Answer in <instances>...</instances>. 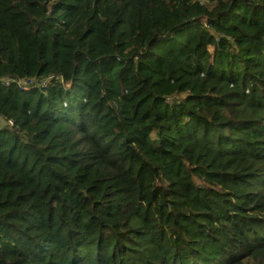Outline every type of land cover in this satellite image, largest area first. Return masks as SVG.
<instances>
[{
    "label": "trees",
    "instance_id": "1",
    "mask_svg": "<svg viewBox=\"0 0 264 264\" xmlns=\"http://www.w3.org/2000/svg\"><path fill=\"white\" fill-rule=\"evenodd\" d=\"M0 264H264V0H0Z\"/></svg>",
    "mask_w": 264,
    "mask_h": 264
},
{
    "label": "built area",
    "instance_id": "2",
    "mask_svg": "<svg viewBox=\"0 0 264 264\" xmlns=\"http://www.w3.org/2000/svg\"><path fill=\"white\" fill-rule=\"evenodd\" d=\"M53 77H49L47 78L43 83H42V87H47L49 82L51 81ZM15 84L18 88L24 90V91H28L30 90V84L27 81H18V80H14V79H7L3 82V85L8 86V85H12Z\"/></svg>",
    "mask_w": 264,
    "mask_h": 264
}]
</instances>
